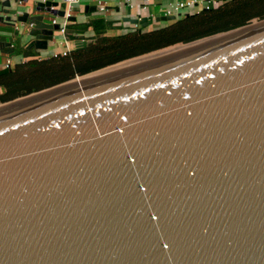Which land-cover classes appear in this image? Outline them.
<instances>
[{
    "label": "water",
    "instance_id": "95a60500",
    "mask_svg": "<svg viewBox=\"0 0 264 264\" xmlns=\"http://www.w3.org/2000/svg\"><path fill=\"white\" fill-rule=\"evenodd\" d=\"M23 2L2 53L57 39L62 0ZM0 264H264V13L0 91Z\"/></svg>",
    "mask_w": 264,
    "mask_h": 264
},
{
    "label": "trees",
    "instance_id": "16d2710c",
    "mask_svg": "<svg viewBox=\"0 0 264 264\" xmlns=\"http://www.w3.org/2000/svg\"><path fill=\"white\" fill-rule=\"evenodd\" d=\"M263 13L264 0H221L209 8L182 14L147 30L136 28L109 35V25L103 17L78 25L72 23L69 26L93 30L94 35L87 38L84 47L71 49L66 55L11 65L9 71L0 74V91L148 54Z\"/></svg>",
    "mask_w": 264,
    "mask_h": 264
},
{
    "label": "crops",
    "instance_id": "0c3cea01",
    "mask_svg": "<svg viewBox=\"0 0 264 264\" xmlns=\"http://www.w3.org/2000/svg\"><path fill=\"white\" fill-rule=\"evenodd\" d=\"M2 0H0L1 2ZM176 0H102L105 3L106 10L104 13H100L96 10L98 0H78L77 3L74 4L73 7V15L76 16V22L73 24H81L88 20L97 17H104L106 20H114L111 25H109L107 29V34H118L124 33L128 30L132 29H143L147 30L150 28H156L158 26H162L166 24L168 21H161L156 20L158 17L164 15V11L168 8L170 3H174ZM217 3L221 0H216ZM32 0H29L27 3H21L18 6L19 14L26 9V4L31 5ZM216 3V4H217ZM1 7V5H0ZM92 7L95 9L92 10ZM202 9V4H196L189 8H184L181 10L182 14L194 13ZM177 14V13H176ZM124 16H129L131 18L136 17H147V26L142 27L139 24H133L129 22H125L122 20ZM53 17H50L51 20ZM61 21V19H60ZM69 24H72L70 22ZM22 26V25H21ZM71 28H79L74 26H69ZM23 30V29H22ZM89 32H93L91 28L85 29ZM26 29L22 31V40H28L30 37L27 34H24ZM57 34V39L53 43H49L48 47L51 46V49L48 51V47L45 50H37L32 48L31 50V57L32 55H42L48 56L54 52H59L64 48L62 43V36L59 34L58 31L55 32ZM91 37V36H90ZM19 42V40H16ZM59 41V42H57ZM24 44V42L22 43ZM25 48L24 45H20L18 48L14 49L11 53H2L0 52V69L3 68V64L6 58H10L12 65L18 62H21L23 59V49ZM30 57V59H32Z\"/></svg>",
    "mask_w": 264,
    "mask_h": 264
},
{
    "label": "built area",
    "instance_id": "2783aa9c",
    "mask_svg": "<svg viewBox=\"0 0 264 264\" xmlns=\"http://www.w3.org/2000/svg\"><path fill=\"white\" fill-rule=\"evenodd\" d=\"M78 0H62L63 2V6H62V10H63V15L61 17H53L51 19L52 23H58L59 24V28H58V32L61 36H63L66 32V28L70 23L69 18L71 16H73V7L74 4L77 3ZM217 3L216 0H176L174 3H170L171 8H166L164 11V15H170V14H176V13H180L181 10H183L184 8H189L192 7L196 4H202V8H209L213 5H215ZM96 10L100 13H104L106 10L105 7V3L102 2V0H98L97 2V6H96ZM61 19V21H60ZM31 25V24H30ZM62 43L64 45V48H62L61 51L59 52H54L48 56H57V55H66L68 53L69 50H71L73 48V44L70 40L67 39V37H63L62 38ZM31 56H23V59L21 62H26L27 60L30 59V57L32 59H41L47 56H42L40 54L38 55H32ZM12 62L10 60V58H6L5 62L3 64V68H7V67H11Z\"/></svg>",
    "mask_w": 264,
    "mask_h": 264
},
{
    "label": "rangeland",
    "instance_id": "374dc122",
    "mask_svg": "<svg viewBox=\"0 0 264 264\" xmlns=\"http://www.w3.org/2000/svg\"><path fill=\"white\" fill-rule=\"evenodd\" d=\"M168 8L170 9L171 8V5L169 4V6H168ZM57 42H59V41H57ZM176 45V44H175ZM173 46V45H172ZM169 47H171V46H169ZM166 48H168V47H166ZM51 49V46H49L48 47V51ZM163 49H165V48H163ZM160 50H162V49H160ZM157 51H159V50H157ZM154 52H156V51H154ZM152 53V52H151Z\"/></svg>",
    "mask_w": 264,
    "mask_h": 264
}]
</instances>
